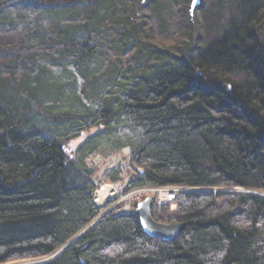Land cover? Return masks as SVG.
I'll use <instances>...</instances> for the list:
<instances>
[{
	"label": "trees",
	"instance_id": "1",
	"mask_svg": "<svg viewBox=\"0 0 264 264\" xmlns=\"http://www.w3.org/2000/svg\"><path fill=\"white\" fill-rule=\"evenodd\" d=\"M123 148L175 239L98 218ZM0 264H264V0H0Z\"/></svg>",
	"mask_w": 264,
	"mask_h": 264
},
{
	"label": "water",
	"instance_id": "2",
	"mask_svg": "<svg viewBox=\"0 0 264 264\" xmlns=\"http://www.w3.org/2000/svg\"><path fill=\"white\" fill-rule=\"evenodd\" d=\"M196 2L197 1L193 2V4H196ZM151 207L152 199L146 197L143 200L139 201L133 209V213L139 218L144 232L148 236L160 238L167 241L178 237L184 229V224L181 222L164 224L155 221L151 215ZM102 215H100L99 218Z\"/></svg>",
	"mask_w": 264,
	"mask_h": 264
},
{
	"label": "built area",
	"instance_id": "3",
	"mask_svg": "<svg viewBox=\"0 0 264 264\" xmlns=\"http://www.w3.org/2000/svg\"><path fill=\"white\" fill-rule=\"evenodd\" d=\"M114 162L110 164L109 166L112 167ZM126 182L123 184H118L117 186L119 187V191L117 194H119V199L118 201L111 206L113 208L116 204L118 203H124V206L121 208V210L117 211L118 213L126 211L131 208V203L138 201L140 198H142L144 195L151 193L155 196L156 198V204L158 206L164 205V204H169L172 203L175 199V195L177 192L182 191V190H187L184 188H152V187H143L139 189L132 190L126 194L122 193L123 188L125 187ZM104 186L110 187L111 185L105 184L100 187L99 190H101ZM97 192L95 193L94 196V202L96 204H101L104 202V200L108 197L106 196L105 198L102 199V201L97 200ZM172 207L174 208L175 206L171 204Z\"/></svg>",
	"mask_w": 264,
	"mask_h": 264
},
{
	"label": "rangeland",
	"instance_id": "4",
	"mask_svg": "<svg viewBox=\"0 0 264 264\" xmlns=\"http://www.w3.org/2000/svg\"><path fill=\"white\" fill-rule=\"evenodd\" d=\"M60 107H61V106H60ZM66 110H67V109H66L65 107L62 106L61 108H59L58 111L65 112ZM68 111H71V109H68ZM78 141H79V139H77V142H78ZM127 151H128L127 149H125L124 151H121V153L115 155V156L113 157L112 160L125 157ZM100 157H101V156L98 157V155H96V154H92V155H90V156L87 157V161L89 162V164H90L91 166H94V167L100 169V171H98L97 174L93 177V182H94V183H98V182L100 181V179H101V172H102L103 168H105V164H106V163H102V162H101V158H102V157H101V158H100ZM210 191H212L213 193H217V192H220V191L250 193V191L244 190V189H242V188H234V189H231V190H222V189L220 190V189H216V188H214V189H212V190H210ZM253 193H254V192H253ZM121 205H122V207H123V206H124V203H122ZM122 207H120L118 210H120ZM118 210H116V212H117Z\"/></svg>",
	"mask_w": 264,
	"mask_h": 264
},
{
	"label": "bare ground",
	"instance_id": "5",
	"mask_svg": "<svg viewBox=\"0 0 264 264\" xmlns=\"http://www.w3.org/2000/svg\"><path fill=\"white\" fill-rule=\"evenodd\" d=\"M115 194H117V188L116 187H114V186H110V187L104 186L101 190H99L97 192V200L102 201V199L105 198L106 196H113Z\"/></svg>",
	"mask_w": 264,
	"mask_h": 264
}]
</instances>
